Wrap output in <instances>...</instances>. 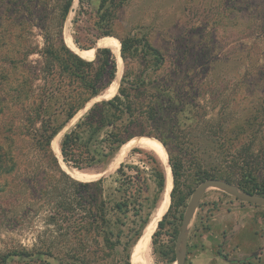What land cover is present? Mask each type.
<instances>
[{"label": "rangeland", "instance_id": "obj_1", "mask_svg": "<svg viewBox=\"0 0 264 264\" xmlns=\"http://www.w3.org/2000/svg\"><path fill=\"white\" fill-rule=\"evenodd\" d=\"M18 1L0 0V72L10 68V59H22L27 46L33 50L28 61L33 66H38L41 61L37 52L43 47V38L38 21L18 13ZM100 1L92 0L80 7L78 0H72L62 26L63 41L88 61L94 59L96 49L109 48L116 62V72L120 70V78L117 79L116 73L110 86L53 138L50 147L67 176L78 182L101 180L105 197L109 196L113 202L120 201V194L114 192L118 186L116 171L120 164L125 165L124 172L133 177L135 186L146 178L135 207L137 215L131 208L125 216H110L109 229L113 235L109 239L111 242H116L117 236L120 239L110 254L101 243L96 245L87 240L84 243L90 249L102 248V253L97 251L86 259L73 258L63 249L77 247V241L70 238L66 223L51 220L57 216L53 213L55 205L41 198L43 194L39 191L45 186H56L61 177L53 168H30L21 162L13 171L0 172V264H136L132 256L164 190L158 192L150 177L153 158L162 167L156 152L146 146L133 145L118 163L115 157L124 144L103 163L76 169L64 163L61 165L59 150L63 133L94 102L115 95L126 70L132 74L142 68H166L168 73L180 72L181 76L188 73L185 91L191 96L197 95L195 101L201 107L202 118L201 123L193 127L192 111L188 113L187 110L176 116L179 123L176 128L170 123L168 127H159L158 131L150 129L152 134L168 136L166 147L154 135H136L126 143L150 139L157 144L163 151L171 178L169 205L160 220L168 213L163 227L158 229L156 225L151 234L143 264H176L175 245L183 214L193 191L200 184L196 180L197 161L190 147L184 144V135L191 138L214 134L213 147L217 156L226 154V164L233 162L228 169L237 180L242 179L244 191L251 190L253 185L264 189V0H125L116 10L110 35L98 37ZM55 2L51 3L50 20ZM6 6L14 11L8 13ZM106 37L114 39L116 51L112 45L98 46V41ZM127 37L147 42L159 52L162 64L156 63L140 47L134 49L133 43L123 59L120 40ZM192 85H195V91L190 90ZM0 95L2 139L10 136V129L5 126L9 120L8 112L2 108L3 101L8 104L7 97L1 92ZM210 120L212 124H209ZM16 126L19 132L21 121ZM55 143L58 156L53 149ZM170 160L177 171L176 185ZM163 172L165 176L164 169ZM249 174L256 179H251ZM173 189V205L169 210ZM257 209L260 213H253ZM117 218L119 221L116 222ZM141 220L146 223L139 236L125 246L127 236L138 229ZM263 230L264 207L249 205L210 188L200 199L188 228L185 264H264V261L259 262L260 252L257 251L264 245ZM61 233L67 235L62 237ZM48 246L56 249L52 255L44 251Z\"/></svg>", "mask_w": 264, "mask_h": 264}, {"label": "trees", "instance_id": "obj_2", "mask_svg": "<svg viewBox=\"0 0 264 264\" xmlns=\"http://www.w3.org/2000/svg\"><path fill=\"white\" fill-rule=\"evenodd\" d=\"M90 1L92 0H78V4L82 7ZM124 1H100L96 28L99 32L98 37L110 35L116 10ZM52 2L53 0H19L17 3L18 13L38 21L43 47L37 52L41 59L38 66H33L28 61L33 50L27 46L22 59H10V68L0 72V92L8 101L7 105L5 101L2 103V108H5L9 117L5 126L10 129V136L2 139L0 137V172L13 171L21 162L30 168L50 167L58 172L61 181L58 180L56 186L41 188L39 190L43 194L41 198L54 203L53 213L57 218L51 220L61 221L64 225L66 223L71 232L70 238L77 241V247L63 250L73 255V258L86 259L94 256L97 251L101 253L103 251L102 248L97 247L96 250L90 249L84 243L87 240L96 245L101 243L109 254L115 244L120 243L119 236L116 242H111L109 239L113 235L109 229L110 216L114 214L125 216L131 208L137 215L138 211L135 207L146 178L142 184L135 186L133 177L124 172L125 165L120 164L116 171L119 175L116 180L118 186L114 190L115 193L120 194V201L113 202L109 196L105 197L101 180L78 182L60 169L59 159L50 147L53 138L91 100L100 96L110 86L117 72L116 62L109 48L96 49L94 59L88 61L70 45L68 46L71 50L66 46L62 37V26L72 0H56L54 15L50 20L48 16L51 15L49 12ZM6 8L8 13L14 11V8L9 9L7 6ZM74 43L78 44V41L74 40ZM131 44L134 49L140 47L146 55L153 57L156 63L162 64V57L157 50L147 42L136 40L134 37L120 40V54L123 59ZM188 81V73L187 76H181L180 72L168 73L166 68H142L132 74H128L127 70L124 71L116 94L111 95L109 99L94 102L75 124L63 133L59 142L60 161L76 169L94 167L110 158L136 135H154L166 147L168 136L152 134L150 129L158 131L159 127H168L170 123L172 128H176L179 125L176 116L187 110L188 113L192 111L190 115L193 119V127L198 126L202 121L201 107L195 101L197 95L191 96L185 91L187 89L185 84ZM193 88L195 85H192L190 90L195 91L196 89ZM18 121L19 124L21 121L19 132L16 126ZM212 122L210 120L209 124ZM213 137L212 133L191 138L184 135L186 139L184 144L190 147L197 161L196 180L201 182L206 179H220L246 190L242 179L237 180L228 169L233 162L230 163L231 166L226 164V154L221 153L217 156L213 147L215 144ZM175 138L179 139L180 136ZM153 161L150 177L157 191L161 192L165 184L164 172L156 158H153ZM170 161L174 185H176L177 171L172 160ZM249 177L256 179L251 174ZM174 189L170 195L169 210L173 205ZM250 189L247 192L264 196V189H258L256 185ZM167 213L158 222V229L163 227ZM117 221L119 218L116 219ZM145 223L146 220H141L138 229L132 230V234L127 236L125 246L139 236ZM66 235L67 233H61L62 237ZM155 236L156 233L152 236L153 242ZM44 251L52 255L56 249L48 246Z\"/></svg>", "mask_w": 264, "mask_h": 264}, {"label": "water", "instance_id": "obj_3", "mask_svg": "<svg viewBox=\"0 0 264 264\" xmlns=\"http://www.w3.org/2000/svg\"><path fill=\"white\" fill-rule=\"evenodd\" d=\"M210 188L217 189L249 205L264 207V196L249 193L247 191L242 190L238 186L233 185L232 183L226 182L224 180H220V179L203 180L193 191L183 214L179 234L175 245L176 264H185L186 261L185 251L187 247L188 228L200 199L202 198L204 193Z\"/></svg>", "mask_w": 264, "mask_h": 264}, {"label": "bare ground", "instance_id": "obj_4", "mask_svg": "<svg viewBox=\"0 0 264 264\" xmlns=\"http://www.w3.org/2000/svg\"><path fill=\"white\" fill-rule=\"evenodd\" d=\"M99 45L100 46L101 45H104V46L112 45L114 48V51L117 50V44L114 41V39H112V38L106 37V38L100 39L98 41V46ZM89 53H93V51H89ZM117 75H118L117 79H119L120 78V70H118ZM133 145L146 146V147L151 148V150H154L158 156V160H160V163H162V167H163L164 171L166 172L165 173L166 182L164 185V190L162 193V199L160 201V204L158 205L157 209L155 210L153 217H152V220L147 225V227L144 231V234H143V238L141 237L142 239H141V241L137 247V250L135 251V253L132 256L134 263L143 264L144 259H145V255L147 253V247L149 246L151 234L154 231V229L156 228L157 223L159 222V220L161 219L162 215L167 210L168 205H169V194H170V190H171V178L169 176V170H168V166H167L166 161H165V156L163 154V151L161 150V148L157 144H155L150 139H138L132 143L125 144L124 146L121 147V149L117 153L115 160L116 161L119 160L121 158V156H123L124 153L128 150V148L130 146H133ZM53 149H54L55 154L58 156V147H57L56 143L53 144ZM61 165L64 166V164L62 162H61Z\"/></svg>", "mask_w": 264, "mask_h": 264}, {"label": "crops", "instance_id": "obj_5", "mask_svg": "<svg viewBox=\"0 0 264 264\" xmlns=\"http://www.w3.org/2000/svg\"><path fill=\"white\" fill-rule=\"evenodd\" d=\"M257 211H259V212H257ZM253 213H260V210H254V212ZM262 229H263V227H262ZM263 235L262 236H264V230H263ZM257 251H259L260 252V254L258 255V257H259V262H261L262 263V261H264V245L263 246H260L258 249H257Z\"/></svg>", "mask_w": 264, "mask_h": 264}]
</instances>
